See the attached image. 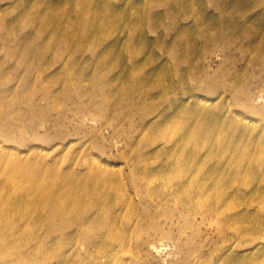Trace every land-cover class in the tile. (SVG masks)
Segmentation results:
<instances>
[{"label": "bare ground", "instance_id": "1", "mask_svg": "<svg viewBox=\"0 0 264 264\" xmlns=\"http://www.w3.org/2000/svg\"><path fill=\"white\" fill-rule=\"evenodd\" d=\"M5 1L12 0H0V45L5 48V57L14 56L17 50L22 56L32 53L42 60L49 51L61 50L68 44H74L72 52L78 54L91 37V53L99 45L107 47L94 74L71 59L77 70L75 74L67 73V77L86 82L79 86L73 84L72 93L68 95H58L59 102L56 97L47 102H33L28 109L15 108L17 102L4 94L11 93V89L3 90L5 83L0 82V264H84V257L73 258L64 253L67 246L62 242L69 246L78 234L88 255L95 252L97 256L108 258L109 263L117 262L116 254L108 247L118 244L124 249L125 246L120 233L113 234L112 223L120 217H129L135 205L121 192L123 179L119 173L109 170L103 159L111 146L107 143L108 137L126 143L127 152L123 155L130 156L131 162L128 181L135 188L141 205L148 210L143 219L160 221V209L164 210L165 220L174 218L178 212L177 200L182 202L184 209L195 205L196 210H204L219 221L248 219L252 217L246 212L249 204L253 201L264 204V182L261 180L264 178V127H248L233 110L225 111L220 103L205 107L204 98L196 92L223 90L229 93L228 100L253 114H260L261 110L252 109L259 100L260 90L246 87L249 77L244 72L228 67L220 68L214 75L203 70L199 77L193 75L181 61L194 58V38L185 36L182 39L181 34L167 43V39L172 38L169 33L160 34L155 42H162L173 59L180 55L182 58L173 62L166 60L165 65L152 72L155 77L127 73L121 68L124 56L120 52L115 56L118 68L107 67V54L113 52L118 40L107 43L113 29L106 32L113 26L105 23L104 16L98 23H94V15L84 16L85 8L93 9L84 0H70L66 11L73 13L66 19L63 9L47 4L49 0H43L46 11L36 17L25 10L24 25L36 24L39 31L28 47H8L2 43L9 40L8 37L4 40L3 33L8 31L14 35L21 30L10 26L9 15L18 13L17 5L22 9L28 5L15 0V6H6ZM196 1L190 0L188 10L183 9V1L173 8L167 7L164 21L184 10L192 16L197 8L200 12L195 18L198 23L203 17L207 25H215L214 30L199 29L201 37L222 39L221 46L229 50L230 56L234 53L229 45L244 49L251 53L250 61L264 69V0H210L216 13H209L204 2L196 4ZM151 2L161 5L165 0ZM232 13L234 17L230 18ZM134 15L118 9V18L122 21L126 17L121 26L129 29L127 42L130 45L134 44L131 42L133 31L141 33L145 26L157 32V26L162 24L153 28L152 19L148 18L147 22L137 25L132 20ZM154 18L158 23L162 19ZM222 18L229 20L221 22ZM78 27L81 28L78 33H61L75 31ZM104 27L110 28L103 33ZM180 27L189 28L176 24L173 29ZM256 29L259 33H255ZM50 31L52 35L48 37ZM139 36L143 40L142 35ZM157 58L154 55L153 62ZM40 69L38 73L44 77L46 70ZM3 70L0 63V72ZM59 76L51 74L48 77L57 85ZM194 77L209 84L200 89L194 84ZM29 89L41 91L46 97L49 93L47 85L36 82ZM9 106L8 112L3 110ZM92 117L97 120L95 126L86 123ZM259 118L264 119V115ZM40 128H45L44 133ZM107 128L111 131L109 136L104 134ZM25 134H29L31 140ZM33 140L54 142V151L56 145L66 150L47 159L38 155L43 148L35 147L30 142ZM77 143L80 149L71 152ZM249 169L255 170L253 177L259 185L249 190L238 189V178ZM169 187L174 189L170 195L166 192ZM154 199L159 207L152 203ZM221 208L228 209L229 214ZM251 220L263 221L259 217ZM256 230L242 229L239 233L249 240ZM251 264L264 262L256 259Z\"/></svg>", "mask_w": 264, "mask_h": 264}, {"label": "rangeland", "instance_id": "2", "mask_svg": "<svg viewBox=\"0 0 264 264\" xmlns=\"http://www.w3.org/2000/svg\"><path fill=\"white\" fill-rule=\"evenodd\" d=\"M23 1H25V5L28 6L22 9L21 5H17L18 13L13 12L10 14V19L8 20L11 21L10 26L15 29L19 27L21 30L14 35H10L8 31L3 33L4 40H6V37H8L9 40L6 43L5 41L2 43L5 46H12L16 49H21L26 46L28 47L29 42L34 40L39 31L36 24L24 25V11L29 10L33 12V17L46 11V9L43 8V0H22V2ZM84 1L93 6V9L85 8L84 16L87 17L89 15H94V23H98V21L104 16L105 23H111L113 26L112 28L104 27L102 29L103 33L109 28L110 29L106 33L113 29V33L110 38L107 39V43L118 40L117 43L115 41L113 52L109 53L110 55L107 54V67L113 66L116 68L118 66L115 56L120 52L122 53V56H124L121 68L127 70V73H136L138 76L146 74L150 77H155L156 75H153L152 72L165 65L163 63L166 62V60L170 59L173 62L180 61L182 58V55L177 56L174 59L168 56L164 48L165 46L163 47L162 45L163 43H156L155 38L158 39L160 34L165 33H169L170 37H172L167 39V43L176 40L177 36L181 34L182 39L185 36L190 37L191 39L194 38V58L190 61H187L186 59L181 61L185 62L183 67L185 69L189 68L190 73L198 76L199 72L203 70L206 74L214 75L216 71H220V68L228 69V67H232L244 72V74L249 77L246 83L247 88L258 89V91L260 90L259 100L255 101V105L252 108L256 111L261 110V113L259 112L260 114H256L255 112L253 114L228 100L229 93H225L223 90L214 92L196 90V92H199L200 96L204 98L202 99V103L205 107H211L214 104L220 103L224 106L225 111L233 110L237 114L238 119H242L246 122L248 127L252 128L254 125H256V127H264V119L259 118L264 115V69H260L259 66L250 61L251 53H247L244 49L235 47V45L232 44L229 45L231 49L226 47L234 53L230 56V52H228L229 50L223 49L221 46V43H223L222 39L214 38L209 40V38H205L204 36L201 37L197 32L199 29H204L205 31L214 30L215 25H207L208 22H206L203 17L200 19V23H198L195 19L198 15L200 16V12L197 8V13L192 16L188 15L184 10L180 13H175V17H168L164 21L163 16L167 7L172 6L173 8L183 1V9L188 10L190 0H165L161 5H155L151 2L153 0ZM197 1L198 3L199 1L204 2L205 4L203 6L206 7L209 13H216L214 11V3H210V0ZM197 1L196 4H198ZM219 1L222 2L223 0ZM13 2H15V0H12L10 3L7 1L3 3H6V6H15L13 5ZM69 2L70 0H49L47 4H52V6L57 5L55 8L63 9V14L62 11L60 12L63 15V18L66 19L73 13L66 11V5H68ZM36 6H41L43 9L37 8ZM118 9L135 13L132 20L135 21L137 25L142 23V21L147 22L148 18L152 19L151 25L153 28L161 23L162 24L157 26L159 29L157 32L150 30L145 26H143L141 33L133 31L131 42H134L135 45H130L127 42L129 29H123L121 26V23H125L126 17L121 21L117 16ZM113 14H117L116 18L113 17ZM74 15L75 14H73V16ZM233 15V13L229 15L230 18L234 17ZM154 17L163 18L158 23L159 20H156ZM229 19L224 20V18H222L221 22H226ZM49 20L51 21V19ZM176 24L180 26H188L189 28L180 27L175 30L173 29V26ZM80 31L81 28L78 27L75 28V31L66 30L61 33L64 34L68 32L70 34V32L78 33ZM257 31L258 29H256L255 33H259ZM140 34L142 35L143 40L140 38ZM51 35L50 31L47 36L50 37ZM85 35H87L86 32ZM41 39L45 40L44 38ZM81 39L82 38L79 40ZM13 41H15V43ZM37 42L40 43V40ZM244 42H246V40ZM91 43L92 37L87 43L84 42L82 49L78 54L72 52L74 44H68V46H64L61 50L56 49L49 51L45 54L42 60H39L32 53H29L27 56H22L16 49L17 52L14 50V56H11L10 58L5 57V48L3 45H0V63L4 69L3 72H0V82L5 83L3 90H7L8 88L11 89H9L11 93H4L5 96L7 95V98L17 102L15 108L26 107L28 109V107L31 108V103L33 102H41L44 100L47 102L56 99V97L59 102L60 99L58 98V95H68L72 93L71 88L73 84L79 86L86 82V80H76V78H71L70 80L67 77V73L70 72V75L75 74V71L77 70L75 64H72L73 61H71V59L80 62V66L85 69V71L89 69L88 71H90L91 74H94L98 60L102 59V56L106 54L104 51L107 46L103 44L99 45L96 51H92L91 53L89 50ZM184 48L185 45L182 49ZM154 55L158 57L156 62H153ZM47 59H49L48 62ZM125 59L128 60V62H126ZM90 60H92L94 64L91 63ZM40 68H44L43 71L46 70L44 77L43 74L41 77V74L38 73V70H41ZM113 70L118 73V70ZM226 72L227 70L223 71L222 74L226 75ZM51 74L60 75L58 77L59 81L55 83L57 85H53L51 78L48 77ZM106 74L107 72L105 75ZM161 78L164 77H160V79ZM26 82L30 83H28L29 86L28 84H25ZM34 82L48 86L49 93L47 94V97L42 94L41 91L34 92L29 89L33 86ZM194 84L201 89L202 86L208 85L209 83L202 81L201 78L196 79L194 77ZM41 105L44 106V102H42ZM3 110L8 112L10 106ZM12 110H14V107ZM258 118L259 121L257 120ZM96 122L97 120L95 117L86 121L87 125L90 126H95ZM254 122L256 123L254 124ZM39 131L44 133L45 128H40ZM104 134L109 136L111 134L110 129H105ZM26 138L31 140L29 134L26 135ZM30 142H32L35 147H37V145L42 146L43 149L39 150L37 153L47 159L66 150V147L56 145L54 151V142L40 140H33ZM74 142H76V140ZM107 143L111 144V146L105 153L103 159H106L109 170L119 173V177L123 179L121 192L124 197L132 203V205H135V209L129 217H120L118 218V221L112 223L115 228L113 234L120 233L125 248L120 249L118 244L109 246L108 248L111 252L114 251L116 259L122 261L118 262L117 260V262L109 263L107 262L109 260L108 258H104L101 255L97 256L95 252L91 253L92 256L88 255V253L85 252V245L79 234L77 235V238L75 235V241L69 246L67 243L62 242L64 246H67V248L64 249V253L69 254V256L73 258L84 257V264H251L256 259H261L264 262V204H261L258 201H253L248 207H246L248 215L251 214L252 217H259L260 220L263 221H252V217L240 221H219L217 217H214L204 210H196L194 207L195 205L184 209L180 200H177L176 208L178 212L175 214L174 218L165 220V215H163L164 210L160 209L158 211V220L160 221H149V218L143 219L142 216L146 215L148 210L141 205V200L136 194L135 188L128 181L130 178L131 162L130 156L123 155V153L127 152L125 151L126 143L115 138L110 139L109 137L107 138ZM79 149L80 144L77 143L76 145L74 144L70 150L75 153ZM121 152L122 154H120ZM254 174L255 170H247L242 177L244 180L238 178L237 188L249 190L258 186L259 184L257 185V181H255V178L253 177ZM258 175L260 176V174ZM245 180L249 182L248 185ZM261 180L264 182V178ZM262 187H264V185ZM173 190L172 187H169L166 192L170 195L173 193ZM152 203H157L156 199H154V202ZM156 206H158V203ZM120 208L121 206L119 209ZM221 210L225 214H229L228 209L221 208ZM123 213L125 212H122L121 214ZM139 218H142V220ZM98 224H102V221H98ZM227 225H229L228 229ZM261 226L263 227L260 228ZM242 229H248L249 231L257 230L251 235L249 240H245L239 233ZM99 239L101 238L97 237V240Z\"/></svg>", "mask_w": 264, "mask_h": 264}]
</instances>
